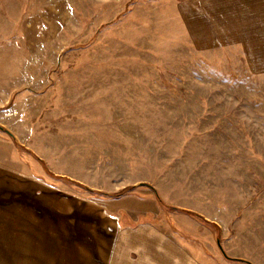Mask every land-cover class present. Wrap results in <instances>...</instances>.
<instances>
[{
    "label": "rangeland",
    "instance_id": "obj_1",
    "mask_svg": "<svg viewBox=\"0 0 264 264\" xmlns=\"http://www.w3.org/2000/svg\"><path fill=\"white\" fill-rule=\"evenodd\" d=\"M235 6L0 0V264L43 263L15 248V200L61 201L49 232L84 241L155 209L123 198L150 187L206 264H264V47L233 38Z\"/></svg>",
    "mask_w": 264,
    "mask_h": 264
},
{
    "label": "crops",
    "instance_id": "obj_2",
    "mask_svg": "<svg viewBox=\"0 0 264 264\" xmlns=\"http://www.w3.org/2000/svg\"><path fill=\"white\" fill-rule=\"evenodd\" d=\"M231 2L236 3L231 10L234 16L229 26L236 31L233 38L243 46L255 45V50L259 48V43L264 47V0ZM216 35L219 41L221 36ZM221 43L223 41H219L218 45ZM12 104L9 109L14 111L15 103ZM0 125L8 128L2 122ZM123 196L135 198L133 201L143 207L153 204L156 208H147L145 215L141 214L137 219L130 218L122 208L119 217L114 213L107 214L106 219L110 220L108 224L103 225L100 220L92 224L95 230L91 232L94 234L88 233V240L84 241L81 237L75 240L72 237L81 234L77 225L69 228L60 225L55 227V233L49 232L48 219L59 220L62 224L60 212L57 211V206L62 207L61 201L55 198L47 201L46 197L17 199L13 206L18 208V214L9 218L19 226L11 239H14L15 248H25L19 250L20 253L42 252V264H206L204 257L208 254L203 249L202 253L196 251L192 236L178 228L170 209L159 203L156 195L131 192ZM47 202L54 211H48ZM157 209L162 211V218L155 216ZM34 236L36 238L33 240ZM35 246L39 248L35 249Z\"/></svg>",
    "mask_w": 264,
    "mask_h": 264
},
{
    "label": "trees",
    "instance_id": "obj_3",
    "mask_svg": "<svg viewBox=\"0 0 264 264\" xmlns=\"http://www.w3.org/2000/svg\"><path fill=\"white\" fill-rule=\"evenodd\" d=\"M0 130L1 131H3V132H6L8 135H9V137H11L13 140H14V137H13V135H12V133H10L6 128H3L1 125H0ZM18 147H20V145L18 144ZM21 149H24V148H22V147H20ZM60 179H62L61 178V176H58ZM67 182H74L73 180H71V179H65ZM74 183H76V182H74ZM77 185H80V186H82L81 184H78V183H76ZM84 187V186H83ZM86 190H88L91 194H98V195H102V196H104V197H119V196H121V195H123V193L124 192H126V191H122V192H119V193H116V194H113V193H104V192H98V191H92V190H90V189H88V187H84ZM151 189H153V192H155V194H156V196H157V199H158V201H159V203H161V201H160V199L158 198V192H156V190L153 188V187H150ZM191 216H195V218H197L203 225H211L210 223V221L208 220V219H205L202 215H200V214H198V213H196V212H194V213H189ZM220 251H222L223 252V255L225 256V257H227L226 256V254H225V252L222 250V248H220ZM227 259H229V260H233V259H237V258H228L227 257ZM237 260H240V261H243V260H241V259H237ZM248 262V261H247ZM250 264H252L251 262H249Z\"/></svg>",
    "mask_w": 264,
    "mask_h": 264
}]
</instances>
